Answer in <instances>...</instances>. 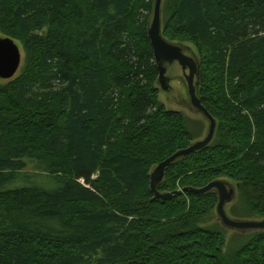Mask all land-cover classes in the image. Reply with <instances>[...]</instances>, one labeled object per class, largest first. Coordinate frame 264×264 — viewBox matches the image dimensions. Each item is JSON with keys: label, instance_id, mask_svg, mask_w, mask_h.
<instances>
[{"label": "trees", "instance_id": "trees-1", "mask_svg": "<svg viewBox=\"0 0 264 264\" xmlns=\"http://www.w3.org/2000/svg\"><path fill=\"white\" fill-rule=\"evenodd\" d=\"M153 5L0 0V33L27 56L0 86V264H264V232L228 242L201 225L216 192L150 189L152 169L199 138L159 100ZM163 36L196 50L217 131L159 192L224 180L230 216L263 220L264 0H164ZM29 162L52 188L13 186Z\"/></svg>", "mask_w": 264, "mask_h": 264}, {"label": "water", "instance_id": "water-1", "mask_svg": "<svg viewBox=\"0 0 264 264\" xmlns=\"http://www.w3.org/2000/svg\"><path fill=\"white\" fill-rule=\"evenodd\" d=\"M163 4L164 0H154L153 11L148 26V37L153 48L156 65L159 71L158 86L164 92L174 91L172 81H180L185 85L190 107L201 114L208 122V131L200 141L193 142L187 149L176 152L170 158L155 166L150 173V189L156 198L164 201L186 193L206 195L216 192L218 204L216 214L223 228L240 233L252 234L264 232V219H236L230 216L227 206L237 199L236 188L227 181L216 180L203 188L187 187L171 193H160L158 188L166 178L167 170L177 161L187 158L208 148L214 141L217 121L203 105L199 97L201 64L196 50L187 44L168 41L163 36ZM22 53L20 47L10 37L0 33V80H12L20 71Z\"/></svg>", "mask_w": 264, "mask_h": 264}, {"label": "rangeland", "instance_id": "rangeland-1", "mask_svg": "<svg viewBox=\"0 0 264 264\" xmlns=\"http://www.w3.org/2000/svg\"><path fill=\"white\" fill-rule=\"evenodd\" d=\"M18 46L20 47L21 53H22V65L20 69H23L26 63V52L24 50L23 45L18 42ZM21 70L18 72L17 76ZM16 76V77H17ZM9 81H2L0 80V86H5ZM172 88L174 91L167 93L161 90L159 87V100L161 103H163L166 108L170 111L174 112H181L188 122V128L191 130L193 134L199 135V138H197L195 141H198L205 137L207 131H208V122L205 120V118L199 114L195 109L190 107L189 104V97L187 95L186 87L182 82L180 81H172L171 83ZM35 176L32 177L33 181L32 183H27L29 180V176ZM42 175V176H41ZM39 176V177H38ZM96 178V177H95ZM42 186L45 188H52L53 182L51 178L39 171V169L36 167L35 163L29 162V169L22 172L18 176V180L15 185L13 186ZM236 202V200L227 206L228 212L231 209V206ZM233 217V216H232ZM236 218V217H233ZM201 225L204 227L213 226V225H219L220 222L218 220L217 214L214 212L211 215L205 217L201 220ZM227 240L228 242L231 240V237L233 235L232 231H227ZM227 250V249H226Z\"/></svg>", "mask_w": 264, "mask_h": 264}, {"label": "bare ground", "instance_id": "bare-ground-1", "mask_svg": "<svg viewBox=\"0 0 264 264\" xmlns=\"http://www.w3.org/2000/svg\"><path fill=\"white\" fill-rule=\"evenodd\" d=\"M198 141H200V140H198ZM194 142H196V141H194ZM184 159H186V158H184ZM181 160H183V159H181ZM183 190V189H182Z\"/></svg>", "mask_w": 264, "mask_h": 264}]
</instances>
